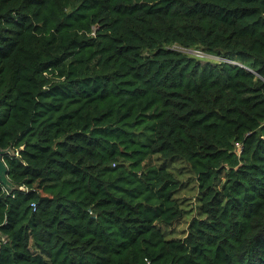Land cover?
Segmentation results:
<instances>
[{
	"label": "trees",
	"instance_id": "16d2710c",
	"mask_svg": "<svg viewBox=\"0 0 264 264\" xmlns=\"http://www.w3.org/2000/svg\"><path fill=\"white\" fill-rule=\"evenodd\" d=\"M0 150V264H264V0H0Z\"/></svg>",
	"mask_w": 264,
	"mask_h": 264
},
{
	"label": "rangeland",
	"instance_id": "374dc122",
	"mask_svg": "<svg viewBox=\"0 0 264 264\" xmlns=\"http://www.w3.org/2000/svg\"><path fill=\"white\" fill-rule=\"evenodd\" d=\"M173 50L198 57L203 61L211 60L212 62H218L221 58L209 54L202 53L195 50H184L180 47L174 46ZM225 62L231 61L223 59ZM222 60V61H223ZM234 65H240V62H231ZM9 152V151H7ZM158 165L164 166L169 172L172 173L181 183L179 188L174 193V198L179 202L183 215L175 222L171 227H161L166 239L183 238L187 231V225L191 218L199 215V193L197 190V183L195 181L194 174L189 170L185 161L179 157L169 160L159 159Z\"/></svg>",
	"mask_w": 264,
	"mask_h": 264
},
{
	"label": "water",
	"instance_id": "95a60500",
	"mask_svg": "<svg viewBox=\"0 0 264 264\" xmlns=\"http://www.w3.org/2000/svg\"><path fill=\"white\" fill-rule=\"evenodd\" d=\"M5 151H1L0 150V180L3 184L5 185H9L7 176H6V166L3 162V155H4Z\"/></svg>",
	"mask_w": 264,
	"mask_h": 264
},
{
	"label": "built area",
	"instance_id": "2783aa9c",
	"mask_svg": "<svg viewBox=\"0 0 264 264\" xmlns=\"http://www.w3.org/2000/svg\"><path fill=\"white\" fill-rule=\"evenodd\" d=\"M19 189L24 191V187H20ZM30 206H31L32 210H35L36 206L34 203H31ZM4 242H5L4 236L0 235V245H1V243H4Z\"/></svg>",
	"mask_w": 264,
	"mask_h": 264
}]
</instances>
